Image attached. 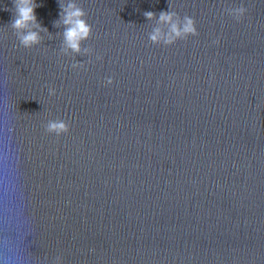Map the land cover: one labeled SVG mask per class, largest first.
<instances>
[{
    "label": "water",
    "instance_id": "1",
    "mask_svg": "<svg viewBox=\"0 0 264 264\" xmlns=\"http://www.w3.org/2000/svg\"><path fill=\"white\" fill-rule=\"evenodd\" d=\"M75 2L79 53L60 0L31 48L0 0V264H264V0Z\"/></svg>",
    "mask_w": 264,
    "mask_h": 264
},
{
    "label": "clouds",
    "instance_id": "2",
    "mask_svg": "<svg viewBox=\"0 0 264 264\" xmlns=\"http://www.w3.org/2000/svg\"><path fill=\"white\" fill-rule=\"evenodd\" d=\"M14 3V18L11 22V27L20 34V40L24 47L31 48L41 41L40 32L46 31L38 21L36 9L40 7L37 0H13ZM60 16L61 23L65 26L63 33L65 52L71 50L73 53L81 52V44L83 41L92 36V25L86 19L87 12L75 2L70 0L64 3L60 0ZM248 9L241 6L234 9L232 16L237 20H241ZM149 20L155 18L152 12L146 13ZM159 23L167 26V31H163L157 27L150 34L149 40L153 44H163L172 46L180 40H186L190 36H198L199 31L196 21L185 16L182 20L178 18L174 12H164L160 14ZM73 67H84V65H74ZM114 81L109 78L107 84L111 85ZM55 89H51V95H55ZM46 131L56 136H61L70 132V125L62 120H50L46 125Z\"/></svg>",
    "mask_w": 264,
    "mask_h": 264
}]
</instances>
